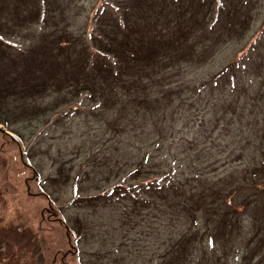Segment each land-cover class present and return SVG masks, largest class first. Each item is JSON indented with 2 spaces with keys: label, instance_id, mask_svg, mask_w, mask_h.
Returning a JSON list of instances; mask_svg holds the SVG:
<instances>
[{
  "label": "rangeland",
  "instance_id": "obj_1",
  "mask_svg": "<svg viewBox=\"0 0 264 264\" xmlns=\"http://www.w3.org/2000/svg\"><path fill=\"white\" fill-rule=\"evenodd\" d=\"M37 2L0 0V84L12 81L9 114L0 119L19 131L0 123L15 138L0 131V264H161L174 239L209 224L203 209L189 216L191 197L233 184L234 172L264 160V0H208L196 14L218 15L209 31L231 23L237 36L203 62L181 61L144 77V92L122 95L127 104L110 109L105 93L95 100L84 89L76 93L80 84L38 88L45 72L36 75L33 53L24 52L54 28L87 44L91 28L101 31L97 22L105 27V9L92 20L105 0H52L50 9H65L55 27L28 19ZM164 170L173 174L162 178ZM158 176L156 186L143 180ZM248 194L264 197L254 188L235 190L237 199ZM251 203L238 217L231 264L256 219L264 220ZM211 237L196 240V262L220 264L221 245Z\"/></svg>",
  "mask_w": 264,
  "mask_h": 264
},
{
  "label": "trees",
  "instance_id": "obj_2",
  "mask_svg": "<svg viewBox=\"0 0 264 264\" xmlns=\"http://www.w3.org/2000/svg\"><path fill=\"white\" fill-rule=\"evenodd\" d=\"M11 1L15 2L17 7L22 2H25V5L34 4L36 0ZM38 1L37 4L29 7L28 19L39 20L46 27L48 22H51L53 27L57 26L56 19L65 15V9L56 7L53 11L49 8L51 4L49 2L52 0L48 2L46 0L45 4L43 1ZM207 1L105 0V7L103 4L97 8L92 18L93 23L95 20L100 21V12L105 9V27L102 29L97 22L94 30L101 31L92 33L93 28H91L87 44L66 28L62 30L54 28L45 34L40 42L26 49L27 52L24 50L26 53L24 54L28 56L27 54L33 53L29 59L35 60L30 64H33L36 75L41 73L40 68L45 72L43 83L38 88L46 90L50 85L63 88L80 84L83 87H76V93L84 89L94 100L98 93H105V109L118 107L121 104L125 106L127 103H123L122 95L134 91L144 92L142 89L144 87L139 84L144 77L159 75L181 61L196 58L197 62H203L207 55L214 54L219 46L233 39V36H237L232 33L231 23L218 32L209 31V27L217 23L218 15L209 18V13L199 16L196 14V11L201 12L208 8ZM226 25L227 23L224 24ZM1 41L3 40L0 38ZM0 47L3 48V45L0 44ZM51 66L54 69L49 71ZM11 84V80L0 84V117H7L9 114L6 109L8 100L6 98L11 94ZM27 88L28 86L24 84L20 91L27 94ZM0 123L13 129L8 130L19 136V131L12 128L9 122L0 119ZM0 131L6 133L7 138L15 139L1 127ZM30 171L37 179L32 167ZM161 172L159 176L162 178L173 174V170ZM241 172L242 175H235L234 172L233 184L231 182L226 184V188H224L226 185L219 184L211 192H202L198 197H191L192 201L186 205L189 216L193 208L203 209L209 223L207 230L203 229L201 232V229L194 230L191 227L189 232L174 239L176 241L167 252V260L161 264H206L202 258L196 262L193 257L196 240L201 233L210 234L214 242L220 243L219 254L222 256L218 258L219 263L231 264L229 256L235 250V243L232 242L239 236L242 226L238 220L239 215L249 209L253 201L264 211V197L261 199L259 195L255 197L248 194L237 199L235 195L237 189L240 193L247 189L248 193L251 188L264 195L263 181H261L264 179V160L246 166ZM159 176L154 179L147 177L143 180L156 186L155 181L160 182L162 179ZM173 184L176 182L173 181ZM116 187H120V184ZM52 205L50 204V207ZM47 212L44 211L45 217L50 216V210ZM255 228L252 237L246 242L243 255L238 257V264H264V233L259 232L262 230L264 232V220L256 219ZM61 258L63 260L64 253Z\"/></svg>",
  "mask_w": 264,
  "mask_h": 264
}]
</instances>
